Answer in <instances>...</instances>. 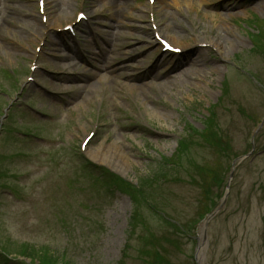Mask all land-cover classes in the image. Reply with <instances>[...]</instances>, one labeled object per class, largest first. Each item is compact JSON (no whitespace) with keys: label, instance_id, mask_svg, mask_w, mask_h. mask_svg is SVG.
Returning a JSON list of instances; mask_svg holds the SVG:
<instances>
[{"label":"rangeland","instance_id":"rangeland-1","mask_svg":"<svg viewBox=\"0 0 264 264\" xmlns=\"http://www.w3.org/2000/svg\"><path fill=\"white\" fill-rule=\"evenodd\" d=\"M55 1L43 9L0 0V264H119L134 206L124 264H195L198 189L169 168L144 194L188 224L189 236H174L108 175L135 184L160 174L159 161L192 134L184 167L193 159L224 175L218 205L232 160L250 151L264 116V0ZM156 30L190 47L152 48ZM187 123L216 125L236 156L215 154ZM254 143L207 225L204 264H264V126Z\"/></svg>","mask_w":264,"mask_h":264},{"label":"trees","instance_id":"trees-1","mask_svg":"<svg viewBox=\"0 0 264 264\" xmlns=\"http://www.w3.org/2000/svg\"><path fill=\"white\" fill-rule=\"evenodd\" d=\"M256 80V78H255ZM257 85L262 83L260 81H256ZM264 87V86H263ZM259 88V87H257ZM211 124V120H205V124ZM187 125L189 126L188 128L191 131H199L201 132L200 137L202 138L201 140L204 142V144H206V146H208L211 150L214 151L215 154H217L218 156L221 157H226L227 153L228 159H232L233 157H235L236 155H232L230 156V150H231V145H230V140L228 139V136L224 135L225 132L221 131V133L219 132L220 129H218V127L216 125H211L209 127H206L203 130H197L196 128H194L193 126H191L189 123H187ZM195 131V132H196ZM195 132L193 134H195ZM192 134H187V136L185 137H180L179 141L177 143V147L175 152L169 156V157H163L160 161H159V171L161 172L160 169H163V172H161L160 174H152L147 176V178H143L141 180H139L136 184H129L126 183L125 181L123 182L121 179L113 176V175H108L109 179L111 180V182L113 184L117 183V184H121L122 187L124 188V191H126L129 195L130 198H134L135 196H142L143 200H144V204L143 206H145L146 210L149 212V215L151 216H158V218L160 219V221L162 222L160 225H163V223L167 226L172 227V232L174 236H184L187 237L189 235H187L188 233V224L187 223H182L179 222L178 220H176L175 218H173L171 216V214L164 209L163 207V203L159 202L162 201V199H159V201H157L158 197L157 196H151V198H145L144 194L146 192H150V186L152 184L155 185V182H157L156 178H161L163 177V173L165 171H168L169 168H172V170L176 171L177 174H174L173 177L176 175L177 181L179 180V182L185 184H189L192 187H195L198 189V199H199V203L202 205V211L200 212L199 216L201 215H207L209 214L215 207H216V202L215 199H218L220 197L221 194V186L224 183V175L219 173L218 170L210 172L208 170V168L204 169V170H200L198 167L199 165L195 164L193 159L190 161L191 163L188 164V166L186 165V169L184 167L183 164V160L185 158V156L188 155V153L190 152V149L193 147L192 145ZM199 147H201V145H199ZM205 168V167H203ZM168 169V170H165ZM184 169L185 172L182 170ZM165 170V171H164ZM180 170L183 173V175H180ZM198 172H205L204 176L205 177H200L201 174H198ZM185 177V179H184ZM200 207V206H199ZM139 208H141L140 206L136 209V206H134L133 211H132V215L129 218V225H128V230H127V242L123 248V251L121 253V260L119 262V264H124L125 257H126V251L130 248V243H131V236L134 235L135 230H136V223H137V216L139 214ZM200 208V210H201ZM203 216V217H204ZM145 218H143L142 216V220L141 222H145L144 220ZM163 229H165L164 226H160ZM145 248V246H142V249ZM148 253H145V256ZM144 259V256H143ZM16 264H26L23 261H18V263Z\"/></svg>","mask_w":264,"mask_h":264},{"label":"bare ground","instance_id":"bare-ground-1","mask_svg":"<svg viewBox=\"0 0 264 264\" xmlns=\"http://www.w3.org/2000/svg\"><path fill=\"white\" fill-rule=\"evenodd\" d=\"M189 1V2H188ZM43 2V9H44V7H45V5H50V4H52V3H56V1L55 0H43L42 1ZM126 1L125 0H122V3L121 4H124ZM186 2H188V3H193V0H187ZM198 3H202V1H199ZM33 7H34V4L33 3H26L24 6H23V9L24 10H26L27 12H28V14H30L29 12H33ZM144 11H145V9L143 8V9H141L140 10V12H141V14H143L144 13ZM34 13V12H33ZM33 15H35V14H33ZM77 15V14H76ZM75 15V16H76ZM38 17H39V15H38ZM66 18H70V15H66ZM34 19H35V16H34ZM52 22V20H51V17H49L48 19H47V21H46V26H39V28H40V30H41V32L43 31V29L45 30L46 28H49L50 27V23ZM54 24H57V19H54ZM121 26V25H120ZM111 28H113V26L111 25L110 26ZM165 30V29H164ZM119 33V32H118ZM118 33H113V32H111V38L109 39H106L105 41H106V43H107V45H109L110 47H111V51H113V50H115L116 49V47H118V45H117V43H116V40H115V38L114 37H116V35H118ZM160 34V31L159 30H156L154 33H153V35H152V37L150 38V40H149V45L152 47V48H157L158 47V39H162L161 37L163 36H161V34ZM163 37H165V40L166 41H168L169 43H170V45L172 46V47H174V48H176V49H187V48H189L190 47V45L188 46V45H183L182 43H181V41H180V39H178L177 37L175 38V37H173V36H171V35H169V34H165L164 33V36ZM205 41H203V40H199L198 38H196V40H195V43L196 44H201V43H204ZM172 64V62L171 61H166V62H164V65H165V67H168V66H170ZM109 66V64L107 63V66H101V67H99L101 70L102 69H104L105 71L107 70V68H109L108 67ZM109 77V76H108ZM107 78V77H106ZM103 79H105V78H103ZM111 149H114V150H112V151H114V152H118V153H120V152H122V150H119L118 149V147L116 146V144H114V145H111V147H110ZM102 150H103V146L101 145L100 147H98V149L96 150V152H102ZM105 151V150H104ZM112 151H111V154H113L112 153ZM105 154V153H104ZM95 154H93V156H94Z\"/></svg>","mask_w":264,"mask_h":264},{"label":"water","instance_id":"water-1","mask_svg":"<svg viewBox=\"0 0 264 264\" xmlns=\"http://www.w3.org/2000/svg\"><path fill=\"white\" fill-rule=\"evenodd\" d=\"M264 125V117L261 120V122L258 124V126L256 127V129L254 130V132L251 135V151L241 157L236 158L235 160H233V162L231 163V168H230V173H229V178L225 187V192L224 195L222 197V199L219 202V205L210 213L206 216V218L202 221L201 225V243L198 245L196 252L194 254V261L195 264H204V260H205V252H206V248H207V242H206V228L208 223L216 216V214L221 210V208L223 207L227 195L229 193V187H230V182L232 180L235 168L243 161L245 160L247 157H249L251 155V153L253 152L254 149V137L257 134V132L263 127Z\"/></svg>","mask_w":264,"mask_h":264}]
</instances>
